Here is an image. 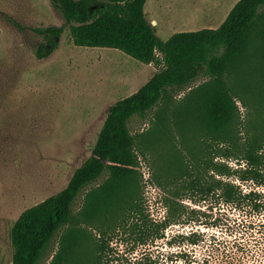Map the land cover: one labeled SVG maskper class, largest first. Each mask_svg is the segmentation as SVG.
<instances>
[{"label": "rangeland", "instance_id": "1", "mask_svg": "<svg viewBox=\"0 0 264 264\" xmlns=\"http://www.w3.org/2000/svg\"><path fill=\"white\" fill-rule=\"evenodd\" d=\"M237 1L147 0L145 11L158 35L168 39L176 31L219 26ZM49 25L65 30L59 47L39 58L45 37L33 28ZM160 68L119 48L75 45L51 0H0V264H12V228L21 213L68 184L91 155L110 107ZM208 78L131 118L139 172L98 205L97 216L62 228L41 264L53 262L66 233L76 234L74 252L86 262L97 256L104 236L116 264H264V204L255 211L248 200L227 202L219 191L203 194L187 184L195 173L213 174L216 162L233 167L238 161L222 155L230 144L188 105V96ZM227 78L238 106L230 126L234 136L247 135V128L264 131V36L251 43L243 65ZM107 178L81 191L76 211ZM255 188L264 203V186ZM131 197L141 200L143 210L126 217ZM164 219L166 226L151 227Z\"/></svg>", "mask_w": 264, "mask_h": 264}, {"label": "trees", "instance_id": "2", "mask_svg": "<svg viewBox=\"0 0 264 264\" xmlns=\"http://www.w3.org/2000/svg\"><path fill=\"white\" fill-rule=\"evenodd\" d=\"M146 1L51 0L69 23L75 45L119 48L143 63H155L161 68L138 90L110 107L91 155L75 170L68 184L21 213L12 228V264H41L51 254L53 240L62 228L79 227L85 219L97 216L98 205L108 202L120 184L139 172L131 118L147 115L163 100L170 101L204 76L208 80L192 91L188 105L200 113L199 122L230 144L222 155H234L238 161L233 167L222 160L216 162L213 174L195 173L187 184L203 194L219 191L227 202L241 204L248 200L253 210L262 211L264 203L255 187L264 186V131L247 128V135L232 133L230 126L238 106L227 74L232 68L240 69L251 43L264 36V0H238L219 26L176 31L168 39L158 35L147 17ZM9 19L25 28L15 18ZM33 29L45 37L37 50V56L42 58L59 47L65 26ZM106 174L107 180L89 192L82 211H76L81 191ZM231 176L235 179H229ZM246 184L251 187L244 192ZM142 210L141 200L132 198L124 214L138 215ZM168 222L164 219L151 227L160 228ZM99 241L97 256L86 262L74 252L79 247L76 234L66 233L62 249L50 264H116L110 258L113 248L105 237Z\"/></svg>", "mask_w": 264, "mask_h": 264}, {"label": "crops", "instance_id": "3", "mask_svg": "<svg viewBox=\"0 0 264 264\" xmlns=\"http://www.w3.org/2000/svg\"><path fill=\"white\" fill-rule=\"evenodd\" d=\"M151 21V20H150ZM154 23H156V20L153 21Z\"/></svg>", "mask_w": 264, "mask_h": 264}]
</instances>
